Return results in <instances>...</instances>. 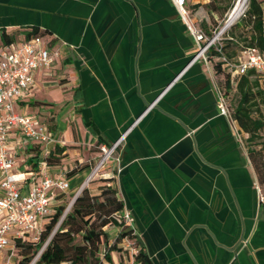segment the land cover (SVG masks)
<instances>
[{
	"label": "crops",
	"instance_id": "crops-1",
	"mask_svg": "<svg viewBox=\"0 0 264 264\" xmlns=\"http://www.w3.org/2000/svg\"><path fill=\"white\" fill-rule=\"evenodd\" d=\"M32 29L58 56L49 73L34 74L39 88L13 107L44 125L55 142L22 147L17 136L8 139L13 171L27 176L21 191L42 175L64 180L67 190L49 191L50 209L83 187L95 192L97 184L85 180L99 146L137 118L118 162L99 174L111 179L150 264H264V206L253 168L216 112L208 65L188 62L192 40L172 2L0 0V33L14 40ZM53 74L55 85L48 83ZM54 147L63 151L48 166L42 159ZM109 256L111 264L125 262L122 251Z\"/></svg>",
	"mask_w": 264,
	"mask_h": 264
},
{
	"label": "trees",
	"instance_id": "trees-1",
	"mask_svg": "<svg viewBox=\"0 0 264 264\" xmlns=\"http://www.w3.org/2000/svg\"><path fill=\"white\" fill-rule=\"evenodd\" d=\"M183 1L197 29L209 39L222 28L219 26L224 20L223 16L235 0H201L190 5ZM262 2L246 0L242 14L222 31L218 44L208 48L205 60L213 83L224 98L240 146L253 168L261 205L264 206V139L259 134L264 131V113L260 111V107L264 110V74L249 70L239 75L232 70V65L243 50L255 48L264 53ZM197 11L202 12V17L197 15ZM41 35L42 32L32 29L25 34V38ZM0 40L11 41L3 32L0 33ZM62 151V148L54 147L42 162L48 166L57 164ZM110 182L109 177L98 174L90 182L97 184L95 192L83 187L65 212V206H56L53 212L44 217L36 240L14 238V264H111L109 253H121L117 243L122 237L130 236V231L120 228L116 215L122 203ZM117 228H120L118 236L111 241L109 234ZM134 261L136 264H150L140 248Z\"/></svg>",
	"mask_w": 264,
	"mask_h": 264
},
{
	"label": "built area",
	"instance_id": "built-area-1",
	"mask_svg": "<svg viewBox=\"0 0 264 264\" xmlns=\"http://www.w3.org/2000/svg\"><path fill=\"white\" fill-rule=\"evenodd\" d=\"M170 1L192 40L194 55L190 62L201 60L207 64L205 53L209 47L218 44L221 29L211 38L206 39L190 18L184 1ZM40 37L31 36L8 42L0 40V254L4 250L8 251L6 259L0 261V264H13L11 257L14 255L12 246L14 238L36 240L44 223V217L51 212L49 191L63 192L68 188L64 180L42 175L37 184H30L26 192H22L27 176L22 172L13 171L15 161L8 149V139L11 136H17L16 144L22 147L55 142L44 125L39 124L28 114L15 111L13 107L17 98L35 87L34 74L37 71L47 72L54 58L58 56V52L50 50ZM226 65L229 66L228 63ZM232 68L233 73L239 75L249 70L264 74V53L258 52L255 48H247L237 56ZM214 94L217 114L227 119L235 133L224 98L215 84ZM126 133L127 131L108 146H99V155L90 169L85 184L96 178L109 161L118 162L117 152ZM258 200L262 202L261 197ZM116 217L120 228L130 231V236L122 237L117 243L124 253L123 264H136L134 257L139 246L135 237L133 219L123 207ZM120 228L111 231L109 234L111 241L116 239Z\"/></svg>",
	"mask_w": 264,
	"mask_h": 264
},
{
	"label": "rangeland",
	"instance_id": "rangeland-1",
	"mask_svg": "<svg viewBox=\"0 0 264 264\" xmlns=\"http://www.w3.org/2000/svg\"><path fill=\"white\" fill-rule=\"evenodd\" d=\"M185 1H187V3L186 4H192L194 1H197V0H185ZM198 1H201V0H198ZM236 2H237V0H235L234 2H233V4H232V6H231V8H230V10L228 11V12H226V14L223 16V22H221V24H220V28L223 26V24L226 22V20L229 18V15H230V13H231V11H232V9L234 8V6H235V4H236ZM245 7H246V3H245V5L243 6V8L241 9V11L239 12V14H238V16L231 22V24H233L234 22H236V20H237V18L242 14V12L244 11V9H245ZM261 7H262V10H263V13H264V0H263V2H262V4H261ZM194 19H195V21L198 23L199 21L197 20V18L194 16ZM217 33V32H216ZM215 33V34H216ZM40 39L42 40V41H44L45 39H44V37H40ZM39 73L40 72H43V71H38ZM44 73V72H43ZM45 73H49V72H45ZM49 81H48V83H51V84H53V85H55V81H56V75L55 74H53L52 75V77L51 78H49L48 79ZM35 86L36 87H38L39 88V85H38V83L36 84L35 83ZM53 96H51L52 98H53V101H54V99H55V101H57V98H55L56 97V95L55 94H52ZM61 103V101H58L57 103H56V109L58 110V112H60L61 110H62V105L60 104ZM260 111L262 112V113H264V110L260 107ZM65 114L64 113H61V115H60V119L62 120V121H64V116ZM260 134V136H261V139H264V131H262V132H260L259 133ZM90 184V183H89ZM89 188H91L92 189V187H91V185H89ZM71 196L72 195H64V196H60L59 198H61V201H59L58 203H52V205H51V212H53V209L56 207V206H58V205H62V206H65V209H64V212H65V210L68 208V204L70 203V201H71ZM62 217H60L59 218V221H60V219H61ZM59 221L57 222V224H56V226L58 225V223H59ZM14 260H15V257L14 256H12L11 257V261L13 262V264H14Z\"/></svg>",
	"mask_w": 264,
	"mask_h": 264
},
{
	"label": "water",
	"instance_id": "water-1",
	"mask_svg": "<svg viewBox=\"0 0 264 264\" xmlns=\"http://www.w3.org/2000/svg\"><path fill=\"white\" fill-rule=\"evenodd\" d=\"M228 21H229V18L226 20V22H225L224 25L222 26L221 31H223L226 27H228V26L231 24V23H229ZM193 55H194V53L191 54V56H190V60H189L188 62L191 61ZM177 76H178V75H177ZM177 76H175V78H176ZM175 78H174V79H175ZM153 104H154V103L151 102L149 105H147V106L145 107L144 111L141 113V115H142L145 111H147V109H148L149 106L152 107ZM151 107H150V108H151ZM150 108H149V109H150ZM136 121H137V118H136V119H135V120H134V121H133V122H132V123H131V124H130V125L124 130V131H123V132H121V134H123L124 132L128 131V130L130 129V127H131ZM121 134H120V135H121ZM120 135H119V136H120ZM119 136H118L116 139H118ZM116 139H115V140H116ZM115 140H113L110 144H112ZM110 144H109V145H110ZM79 191H80V190H79ZM77 193H78V192H77ZM77 193H76V194L73 196V198L71 199L70 203L68 204V207L70 206L71 202L73 201V199H74V197L77 195Z\"/></svg>",
	"mask_w": 264,
	"mask_h": 264
},
{
	"label": "bare ground",
	"instance_id": "bare-ground-1",
	"mask_svg": "<svg viewBox=\"0 0 264 264\" xmlns=\"http://www.w3.org/2000/svg\"><path fill=\"white\" fill-rule=\"evenodd\" d=\"M246 0H237L234 8L232 9L230 15H229V23H231L239 14L243 6L245 5Z\"/></svg>",
	"mask_w": 264,
	"mask_h": 264
}]
</instances>
